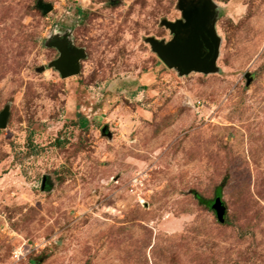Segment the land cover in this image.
Here are the masks:
<instances>
[{
    "label": "rangeland",
    "instance_id": "374dc122",
    "mask_svg": "<svg viewBox=\"0 0 264 264\" xmlns=\"http://www.w3.org/2000/svg\"><path fill=\"white\" fill-rule=\"evenodd\" d=\"M205 3L215 70L180 75L147 39L182 0H0V264H264V0Z\"/></svg>",
    "mask_w": 264,
    "mask_h": 264
},
{
    "label": "water",
    "instance_id": "95a60500",
    "mask_svg": "<svg viewBox=\"0 0 264 264\" xmlns=\"http://www.w3.org/2000/svg\"><path fill=\"white\" fill-rule=\"evenodd\" d=\"M43 15L53 10V6L39 1L37 4ZM182 20L176 22L163 21L162 26L170 31L173 39L166 43L154 38L147 39L151 50L160 61L169 69H177L180 75L192 72L209 74L214 72L219 54V40L211 25L213 12L210 3H205L201 9L185 10L180 7ZM60 56L52 63L62 78L75 76L80 70L82 51L66 45H56ZM8 111L0 113V130L6 128ZM106 128L103 129V132ZM218 220L224 221V208L220 199L213 204Z\"/></svg>",
    "mask_w": 264,
    "mask_h": 264
},
{
    "label": "flooded vegetation",
    "instance_id": "af4514ba",
    "mask_svg": "<svg viewBox=\"0 0 264 264\" xmlns=\"http://www.w3.org/2000/svg\"><path fill=\"white\" fill-rule=\"evenodd\" d=\"M183 8L187 11L193 9H201L205 5L206 0H182Z\"/></svg>",
    "mask_w": 264,
    "mask_h": 264
},
{
    "label": "trees",
    "instance_id": "16d2710c",
    "mask_svg": "<svg viewBox=\"0 0 264 264\" xmlns=\"http://www.w3.org/2000/svg\"><path fill=\"white\" fill-rule=\"evenodd\" d=\"M78 13H80V11L78 10Z\"/></svg>",
    "mask_w": 264,
    "mask_h": 264
}]
</instances>
